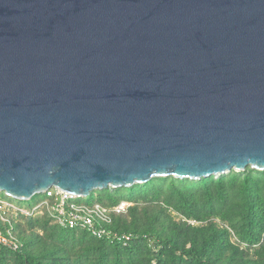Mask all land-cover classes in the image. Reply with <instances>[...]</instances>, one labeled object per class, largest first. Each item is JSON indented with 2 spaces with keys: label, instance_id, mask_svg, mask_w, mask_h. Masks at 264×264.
<instances>
[{
  "label": "water",
  "instance_id": "1",
  "mask_svg": "<svg viewBox=\"0 0 264 264\" xmlns=\"http://www.w3.org/2000/svg\"><path fill=\"white\" fill-rule=\"evenodd\" d=\"M249 167L264 171V0H0V193Z\"/></svg>",
  "mask_w": 264,
  "mask_h": 264
},
{
  "label": "trees",
  "instance_id": "2",
  "mask_svg": "<svg viewBox=\"0 0 264 264\" xmlns=\"http://www.w3.org/2000/svg\"><path fill=\"white\" fill-rule=\"evenodd\" d=\"M81 202L111 210L126 204L109 229L130 242L61 227L45 210L19 214L13 218L19 249L1 247L0 264H264V171L249 167L199 181L155 178L96 191Z\"/></svg>",
  "mask_w": 264,
  "mask_h": 264
},
{
  "label": "built area",
  "instance_id": "3",
  "mask_svg": "<svg viewBox=\"0 0 264 264\" xmlns=\"http://www.w3.org/2000/svg\"><path fill=\"white\" fill-rule=\"evenodd\" d=\"M43 198L31 210H25L0 199V248L19 249V240L15 234L13 218L19 214L27 217L37 216L45 210L61 227L69 229H85L99 239H112L123 242L125 246L131 236L119 235L109 229L113 223L114 213H126L128 206L122 204L116 209H109L96 204L89 206L79 197L57 188H52L43 194Z\"/></svg>",
  "mask_w": 264,
  "mask_h": 264
},
{
  "label": "rangeland",
  "instance_id": "4",
  "mask_svg": "<svg viewBox=\"0 0 264 264\" xmlns=\"http://www.w3.org/2000/svg\"><path fill=\"white\" fill-rule=\"evenodd\" d=\"M43 196L44 195L39 194V195L35 196L31 201L24 202L23 204L26 205V206H29L28 210H31L32 209L31 206L33 207V206L37 205L39 203V201L43 198ZM0 199L8 201L10 204H12L14 206L16 205L13 202H10L9 199L3 193H0Z\"/></svg>",
  "mask_w": 264,
  "mask_h": 264
}]
</instances>
